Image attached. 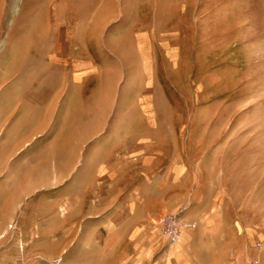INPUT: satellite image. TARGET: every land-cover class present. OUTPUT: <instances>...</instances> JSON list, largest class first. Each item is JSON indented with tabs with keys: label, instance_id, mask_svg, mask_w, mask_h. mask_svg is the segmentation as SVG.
<instances>
[{
	"label": "rangeland",
	"instance_id": "rangeland-1",
	"mask_svg": "<svg viewBox=\"0 0 264 264\" xmlns=\"http://www.w3.org/2000/svg\"><path fill=\"white\" fill-rule=\"evenodd\" d=\"M166 168L264 264V0H0V264H196L132 216Z\"/></svg>",
	"mask_w": 264,
	"mask_h": 264
},
{
	"label": "crops",
	"instance_id": "crops-1",
	"mask_svg": "<svg viewBox=\"0 0 264 264\" xmlns=\"http://www.w3.org/2000/svg\"><path fill=\"white\" fill-rule=\"evenodd\" d=\"M165 176L159 181V189L155 193L146 196L140 204L134 208V219L146 218L159 211L180 210L185 206L182 220L196 223L195 227L184 226L182 234L174 247L186 251L184 257L191 260L192 252L197 250L196 264H207L205 255L208 250L210 235L222 232V201L221 195L208 194L201 188L200 182L182 180L183 172L166 168L161 171ZM154 180V179H153ZM145 210L147 213L141 212ZM140 211V212H139ZM136 216V217H135ZM218 228V229H217ZM217 229V230H216ZM211 248V247H210Z\"/></svg>",
	"mask_w": 264,
	"mask_h": 264
},
{
	"label": "built area",
	"instance_id": "built-area-1",
	"mask_svg": "<svg viewBox=\"0 0 264 264\" xmlns=\"http://www.w3.org/2000/svg\"><path fill=\"white\" fill-rule=\"evenodd\" d=\"M181 221L178 215H169L163 219V234L171 241L175 242L181 234ZM192 224H186V226Z\"/></svg>",
	"mask_w": 264,
	"mask_h": 264
}]
</instances>
